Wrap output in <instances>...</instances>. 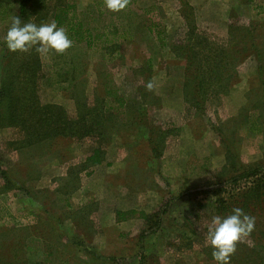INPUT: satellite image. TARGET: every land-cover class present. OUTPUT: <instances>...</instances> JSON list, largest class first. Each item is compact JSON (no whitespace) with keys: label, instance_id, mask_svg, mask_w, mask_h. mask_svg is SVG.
<instances>
[{"label":"rangeland","instance_id":"1","mask_svg":"<svg viewBox=\"0 0 264 264\" xmlns=\"http://www.w3.org/2000/svg\"><path fill=\"white\" fill-rule=\"evenodd\" d=\"M19 1L0 0V76H41V93L65 90L73 96L85 94L90 101L105 95V85L110 86L129 103L147 107L150 121L160 125L164 135L156 153L145 141L133 144L136 136L124 124L109 139L111 131H106L102 139L106 142L95 136L78 140L85 156L100 143L107 154L96 169L79 165L84 171L82 184L96 188L100 199V209L88 213L94 215V222L97 215L103 223L113 221L114 208L151 215L169 205L158 229L151 218L138 212L115 230H98L96 225L87 227L85 211L78 222L86 238H52L50 247L68 251L69 264H217L208 227L214 215L227 216L239 207L254 218L255 225L237 244L230 264H253V249L264 253V171L253 182L233 183L230 178L235 163L239 168H264V0H134L120 12L108 10L105 3L98 10L94 0H38L31 3L24 22L50 23L51 9L71 2L77 5L84 26L100 38L92 50L79 44L63 53L41 54L35 48L21 52L26 65L5 57L8 49L3 42L12 16L19 14ZM153 23L165 25L171 48L162 46L158 34L150 31L163 29ZM231 39L246 41L247 48L258 45L261 52L255 65L256 49H248L239 60L232 53L225 55ZM185 76H225L234 81L216 93L212 84L201 107H189L192 85L185 83V100L180 93ZM251 76L260 78L252 81ZM150 81L152 90L146 87ZM11 136L0 133V141ZM65 142L56 145L66 148ZM44 165L40 160L36 168ZM53 167L58 173L67 164ZM256 180L259 184H254ZM53 182L60 186L59 181ZM48 200L54 213L63 217L60 201L53 195ZM20 240L24 238H0V261L14 263L27 244ZM29 244L30 262L18 258L25 264H65L58 254L47 259L41 239Z\"/></svg>","mask_w":264,"mask_h":264},{"label":"trees","instance_id":"2","mask_svg":"<svg viewBox=\"0 0 264 264\" xmlns=\"http://www.w3.org/2000/svg\"><path fill=\"white\" fill-rule=\"evenodd\" d=\"M36 1L38 0H20L18 16L22 19L27 17L31 3ZM94 1L96 2L98 10H101L102 5L104 4L103 0ZM248 1L252 2L254 0ZM131 2H134V0L129 1V3ZM50 16L52 18L51 22L55 21L58 27L66 29L69 38L73 42L72 45L85 44V46L90 50L97 49L95 48V44L100 36L96 35L93 29L84 26L75 3L67 2L57 5L54 9H51ZM153 26L156 27V29L163 28L160 29V31L158 29L157 32L155 29L150 28V31H154L155 34H158L160 37V44L162 46L168 45L165 35V25L163 26L161 24V27L160 24L153 23ZM228 43L230 48H225V55L232 53V55H237L236 59L239 60L242 53L246 52L248 49H256L255 55H257L258 58L260 57L261 51L258 50V45H256V43L251 44L248 48L246 41L239 42L238 39H231ZM189 45H191V43L188 44V46ZM185 46L183 45L184 48ZM189 49L194 51L195 45ZM8 52H6L7 54L5 57L7 55L11 56L13 58V63L19 62L20 65L27 64V62L21 60V52H11L9 50ZM36 62L38 63V67H40L39 58H36ZM188 63L191 62H187V64ZM20 65H16V67ZM3 75L4 74L2 73L0 76V124H15L17 126H21L22 130H24V136L22 138V141L24 142L42 140L55 142L58 138L66 136L74 139L78 138L79 140L87 136H95L99 138L100 142H106L115 132L119 130L118 127L119 125H122L123 121L128 124L129 129H132L133 133H136L152 147V151L154 153L159 150L162 145L161 143L164 142L163 130L160 125L154 124L150 121L148 108L138 107L131 104V102L129 103L125 96L118 94V92H113L110 86L105 85L103 90L105 95L102 97L96 95L92 101H90L88 96H85V94L75 96L78 103L79 113L76 116H71L59 105L41 103L38 95L40 91L39 83L41 76H19V74L15 76ZM207 77L186 76V85H192V91L188 92L189 95L187 97L189 107L190 105L192 107H201L202 101L205 100V95L209 91L207 89H209L212 84H214L212 87L215 89L213 91L216 93L221 91L225 86H229L231 83L230 81H234L226 80L225 76ZM121 108L127 109L125 118L126 121L125 119H121V115L124 112L120 110ZM106 131H111V136L108 134V139L106 138L104 139L105 141H102L103 135ZM105 154L106 150L100 143L94 147L85 163L88 166L97 165L103 161ZM235 162H237V160H235ZM239 165L242 167L241 164ZM263 169L264 168L262 167L239 168L237 163H235V166L233 167L234 175L230 178V180L233 183H237L242 180L253 182L254 178L259 179L261 173L264 171ZM254 184H259V181L256 180ZM250 189L253 188L250 187ZM171 201L172 200H170V202ZM221 202L225 203V199L221 200ZM249 203L250 201L248 200L246 205ZM168 206L169 205H166L162 210L151 215H145L144 212L134 209L127 211L117 210L116 220L117 222L126 220L139 212L140 214L142 213L145 215L147 219L151 218V222H154L152 225L155 226V229H158L162 222L161 215L167 213L169 208ZM143 237L144 234H142V238ZM253 250L255 253V256L252 257L253 264H264V253L262 254L259 251L255 252V248ZM250 257L251 254L249 258Z\"/></svg>","mask_w":264,"mask_h":264},{"label":"crops","instance_id":"3","mask_svg":"<svg viewBox=\"0 0 264 264\" xmlns=\"http://www.w3.org/2000/svg\"><path fill=\"white\" fill-rule=\"evenodd\" d=\"M190 5L196 7L191 2ZM166 48H171L169 42ZM256 58L257 55L254 54L253 65L256 63ZM167 77L171 81V77ZM258 77L260 78V76H251L252 81H256ZM183 81L184 85L180 93L183 91L185 100L186 76ZM45 90L38 93L42 104H56L61 106L69 115H78V103L71 92L58 89ZM180 93L178 91V94ZM177 108L178 111L182 110L180 107ZM120 110L124 111L122 115L126 118L127 109L121 108ZM122 124L128 126L124 121ZM6 132H10L12 136L7 140L4 138L5 140L0 141V209L3 211L0 213V238H24L19 243L28 244H26L25 249L21 245L23 248L19 250L21 255L17 253L15 259L13 258V264H25L24 262L27 260L30 262L33 251H30L29 243L36 242L37 239H41L44 244L43 248L47 259L58 254L60 259L65 261V264H69V252L54 250L50 247V243L52 238H86L84 230L78 222L80 216L84 218L83 213L80 214L81 212H87L84 214L87 227L96 225L98 230L100 228H113L115 230L117 225L122 223L121 221L118 223L116 220V212L120 210L117 208L112 210L114 211V218L109 223L101 222L99 215L96 216L98 222H94V215L92 217L88 215L90 210L96 209L97 211L100 209V199L97 196L96 188L82 184L84 171L79 165H84L95 146L85 156L84 151H79L78 138L66 136L58 138L55 142H47L46 140L24 142L22 141L24 130L21 126L0 124L1 135L6 134ZM132 135L136 136V141L133 144L144 141L136 133L132 132ZM117 139L114 137V140L117 141ZM59 141H66V148L63 144L56 145ZM2 142V146H5L6 149H1ZM54 145L56 146L54 147ZM106 159L105 156L101 163L94 165L95 169L100 167ZM40 160H44L45 165L38 170L36 167ZM55 163L67 164V168L57 173L53 167ZM95 169L94 174H97ZM91 173L93 174V171ZM74 179L76 182L72 183ZM55 180L60 182V186H54L53 181ZM48 195H53L57 202L60 201L62 210H64L63 217L62 214L54 213V205L48 200ZM11 231L12 234H10ZM18 258H23L25 261L22 262ZM0 262L7 263L2 260ZM38 264L42 263L39 262Z\"/></svg>","mask_w":264,"mask_h":264},{"label":"clouds","instance_id":"4","mask_svg":"<svg viewBox=\"0 0 264 264\" xmlns=\"http://www.w3.org/2000/svg\"><path fill=\"white\" fill-rule=\"evenodd\" d=\"M104 3L108 10L120 12L128 6L129 0H104ZM3 42L11 52H27L35 48L41 54L53 50L56 53H63L73 43L66 29L58 27L55 21L37 25L24 22L18 15L12 16ZM146 87L152 90L154 85L150 81ZM254 225V218L239 207L233 208L230 215L212 217L208 227V240L213 248V259L217 264H230L237 244L251 234Z\"/></svg>","mask_w":264,"mask_h":264}]
</instances>
